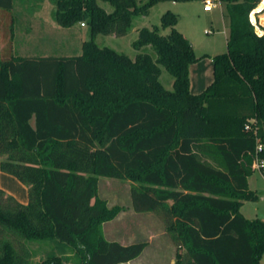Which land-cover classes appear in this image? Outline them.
Segmentation results:
<instances>
[{"label":"trees","instance_id":"16d2710c","mask_svg":"<svg viewBox=\"0 0 264 264\" xmlns=\"http://www.w3.org/2000/svg\"><path fill=\"white\" fill-rule=\"evenodd\" d=\"M190 1L55 0L60 27L89 28L82 53L0 61V170L29 196L24 205L0 188V264H32L29 243L49 239L75 249L83 264L140 258L147 242L124 246L103 235L124 208L100 197L102 177L136 184L132 209L163 222L175 264H261L264 221L241 212L259 199L249 187L259 145L264 161V11L252 21L261 0H221L227 51L211 58L214 81L198 95L190 67L209 57H196L177 14L167 11L161 29L138 30L133 48L150 47L156 60L131 59L95 40L127 36L160 3ZM14 5L0 0V9ZM160 66L174 78L173 91L161 83Z\"/></svg>","mask_w":264,"mask_h":264},{"label":"rangeland","instance_id":"374dc122","mask_svg":"<svg viewBox=\"0 0 264 264\" xmlns=\"http://www.w3.org/2000/svg\"><path fill=\"white\" fill-rule=\"evenodd\" d=\"M99 5L108 13L114 10L111 5L104 2L100 1ZM15 7V26L0 27V61H7L11 57L17 56H79L82 53L83 43L92 39L90 30L87 27L82 28L81 25H76L71 28H62L55 22V0H15ZM259 7L263 8V4H260ZM200 10L201 8L196 1L178 4L177 6H172L171 3L160 4L152 8L149 16L136 19L127 36L97 35L95 40L100 47L112 48L131 59H135L139 53H148L156 60V55L150 47H146L138 52L132 45L138 39L139 29L148 28L152 30L156 27L161 29L162 16L167 11H171L180 16V30L191 32L192 38L196 42L197 54L200 55L204 51L210 52L209 54L211 55L225 53L227 51V41L222 33L226 26L229 28L227 19L223 15V13L227 14V4L224 3L220 9L208 15L202 14ZM262 18H264V12L259 16V19ZM254 20H256V16H254ZM205 30L211 32V34L205 35ZM161 34L166 36L169 34V30H161ZM210 61L209 58H205L196 63V65H202L203 73H205L206 83L203 86L206 87L201 92L211 86L214 81V69ZM160 68L162 71L160 77L161 83L167 90L173 91L174 78L164 67L160 66ZM193 87L196 89V85ZM257 165L256 159V173L251 181V186L256 190L255 193L259 199L257 202H246L242 208V213L249 220L260 219L264 221V176L257 168ZM13 179L25 189L28 188L16 178ZM133 185L136 184L129 181L100 178V197L107 200L110 206L118 205L124 208L120 219L117 220V218L110 222L106 228L112 226L115 228V233L128 232L129 234L131 230L135 232L134 227L136 223L142 222L144 226H147V232H144L147 234L140 233L131 239H127V241H133V243L148 241L151 248L150 250L148 249L149 252L146 249L144 254L135 260L136 262L134 264H170L175 261V250L177 251V248L170 236L164 231L161 220L157 215L148 214L146 216H138L133 212L131 208V187ZM104 234L105 238L109 240H115L117 242H121L122 240L121 238L112 239L106 232ZM162 248L164 250L163 260L160 261V259L156 258V255L159 249ZM261 264H264V256Z\"/></svg>","mask_w":264,"mask_h":264},{"label":"crops","instance_id":"0c3cea01","mask_svg":"<svg viewBox=\"0 0 264 264\" xmlns=\"http://www.w3.org/2000/svg\"><path fill=\"white\" fill-rule=\"evenodd\" d=\"M194 1H196L199 4V6L201 8L200 12L202 14L208 15L211 13V12H205L204 11V3H203L204 0H194ZM194 1H190V2H194ZM218 1H219V7L217 9H214L212 12L220 9L222 7V5L224 4V2H222L221 0H218ZM190 2H184V3L164 2V3H160V4L171 3L172 6H177L178 4H186V3H190ZM160 4H158V5H160ZM15 9H16L15 5H14V9L12 11H6L3 9H0V27L1 28H6V26H10V25H11V27L15 26V23H16V18L14 17ZM223 15H224V18L227 19V22L229 24L228 13L227 14L223 13ZM180 21H181V19L179 16V24L177 26V29L182 34H184L194 44L193 46H194V51H195L196 57L201 58L204 56H208L209 60H211L210 62H212V64H213V61L211 58L216 56V55H211V54H209L210 52H207V51L202 52V54H200V55L197 54L196 53L197 46H196L195 39L192 38L191 32H188V31L186 32L184 30H180ZM206 31L207 30H205V32ZM186 33H188V34H186ZM222 34L225 36L226 41L228 42L229 35H230V29L228 28V26L225 27ZM205 35H207V34H205ZM201 64H203V63H201ZM201 66L202 65H200V64L199 65L195 64V65L191 66V78H190L191 79V92L193 94H196V95H198L202 91V89H204V87H206V86H203V84L205 85L206 82H205V75H204L205 73H203V67H201ZM213 69H214V64H213ZM195 85H196V89H194V87H193ZM0 163H1V155H0ZM0 172H1V170H0ZM255 173L249 178V187L253 192H256V190L252 188L251 181L253 180ZM9 176L10 175H7L3 172L0 173V188L3 189L7 194L15 197L21 204L27 205L29 202L28 188L25 189L22 185H20L18 182H16L13 179L14 177L12 178V176H10V177ZM108 206L114 207V206H110L109 203H108ZM116 206H118V205H116ZM131 208H132V206H131ZM133 212L138 216H140V215L146 216L148 214H154V213H136L134 210H133ZM241 212H242V209H241ZM121 214H122V212L117 217L118 219L116 218L117 220L120 219ZM109 223L110 222L105 223L102 226V232H103L104 237H105L104 233L106 232L107 235L109 237H111L112 239H120L121 238L122 240L119 243L122 245L123 244L124 245H131L133 243V241L129 242V241H127V239H131L132 237H135L136 235H139L140 233L142 234L144 232H147V226H144L142 224V222L136 223L135 227H134L135 232L133 230H131V233H129V234H128V232H124V233L116 232L115 233L114 227L110 226V227L106 228V226ZM161 223L163 225L164 231L166 232L164 224L162 221H161ZM144 234H147V233H144ZM107 240H109V239H107ZM109 241H112V240H109ZM115 242H117V241H115ZM134 242H135V240H134ZM145 242L148 243V247L146 249L150 250L151 245L149 244L148 241H145ZM29 246H30V249L32 250V253H33L32 264H41L46 259L53 258V257L61 258L62 264H83L81 257L79 256V254L77 253V251L75 249H73L72 247H70L68 245H65L64 243L58 241L57 239H49V240H44V241L30 242ZM149 250L147 252H149ZM163 252H164L163 248L159 249V251L157 252L158 254L156 255V258L160 259V261L163 260ZM176 252L177 251L175 250V261L171 262L170 264H175ZM134 262H136V261L134 260V261L127 263V264H134Z\"/></svg>","mask_w":264,"mask_h":264},{"label":"built area","instance_id":"2783aa9c","mask_svg":"<svg viewBox=\"0 0 264 264\" xmlns=\"http://www.w3.org/2000/svg\"><path fill=\"white\" fill-rule=\"evenodd\" d=\"M264 0H261V4H263ZM204 11L205 12H212L214 9H217L219 7V1L218 0H204ZM252 21L255 23V25L257 24V21L254 20V17H252ZM82 27H84V24H81ZM257 33L259 36H262L263 33L261 31H259L257 29ZM205 34L210 35L211 32L206 31ZM263 151V147L261 145L256 147V159H257V168L260 170V172L262 171V168L264 167V161H259L257 158V153L262 152ZM262 173V172H261ZM263 174V173H262ZM264 176V174H263Z\"/></svg>","mask_w":264,"mask_h":264},{"label":"water","instance_id":"95a60500","mask_svg":"<svg viewBox=\"0 0 264 264\" xmlns=\"http://www.w3.org/2000/svg\"><path fill=\"white\" fill-rule=\"evenodd\" d=\"M264 11V2H263V8L260 10V11H255L253 14H252V17L256 16L257 13H261ZM254 23V22H253ZM255 24V23H254ZM261 24L264 26V19H261Z\"/></svg>","mask_w":264,"mask_h":264},{"label":"bare ground","instance_id":"6f19581e","mask_svg":"<svg viewBox=\"0 0 264 264\" xmlns=\"http://www.w3.org/2000/svg\"><path fill=\"white\" fill-rule=\"evenodd\" d=\"M262 9V7H260L257 11H260Z\"/></svg>","mask_w":264,"mask_h":264}]
</instances>
